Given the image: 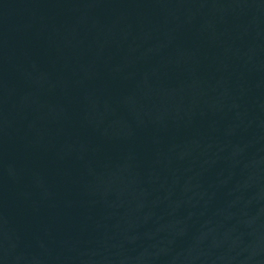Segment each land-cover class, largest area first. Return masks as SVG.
Wrapping results in <instances>:
<instances>
[{
    "label": "water",
    "instance_id": "obj_1",
    "mask_svg": "<svg viewBox=\"0 0 264 264\" xmlns=\"http://www.w3.org/2000/svg\"><path fill=\"white\" fill-rule=\"evenodd\" d=\"M0 264H264V0H0Z\"/></svg>",
    "mask_w": 264,
    "mask_h": 264
}]
</instances>
